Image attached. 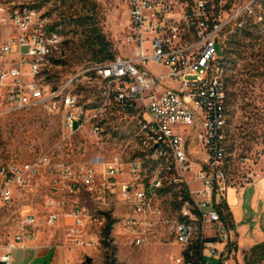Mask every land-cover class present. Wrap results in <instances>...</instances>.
I'll return each mask as SVG.
<instances>
[{"label":"built area","instance_id":"built-area-1","mask_svg":"<svg viewBox=\"0 0 264 264\" xmlns=\"http://www.w3.org/2000/svg\"><path fill=\"white\" fill-rule=\"evenodd\" d=\"M123 1L129 17L123 54L88 65L60 86L52 84L64 54L60 28L37 8L0 4V30L14 28L0 44V118L48 108L61 113L65 138L87 132L98 143L112 121L137 125L136 147L127 152L126 146L108 159L69 162L59 147L31 161L0 162V209L11 207L18 192L34 189L41 179L47 183V211L25 214L14 234L0 239L3 264H14L17 249L95 250L110 219V238L126 236L125 244L134 247L144 245L153 230L167 233L180 247L170 255L172 264L187 262L189 220L200 219L196 261L187 264L229 263L234 227L224 217L228 191L263 176L252 165L244 183L234 185L228 152L226 54L232 36L252 15V4ZM95 88L98 101L79 90ZM143 154H152V161H143ZM160 163H168L170 183L160 179ZM165 184L174 185V192H165ZM185 196L194 197V204L185 203ZM177 205L186 206L182 222H174ZM61 226L64 242L44 243Z\"/></svg>","mask_w":264,"mask_h":264},{"label":"rangeland","instance_id":"rangeland-1","mask_svg":"<svg viewBox=\"0 0 264 264\" xmlns=\"http://www.w3.org/2000/svg\"><path fill=\"white\" fill-rule=\"evenodd\" d=\"M247 3L252 4L253 13L244 18L245 27L258 23L257 28H249L258 34L259 38L255 40L244 37L240 31L234 34L229 43L226 60L230 122L233 132L239 137L237 154L230 162V175L234 185L244 183L245 174L252 165L264 173V0H238V7L241 8ZM0 4L34 7L46 12L54 23L60 24L65 44L61 65L53 74L52 84L55 86L64 84L88 65L100 63L83 45L84 37L81 32H70L71 28L66 26L69 22L74 23L80 16L90 15L96 18L102 34L111 44L115 57L124 52L121 38L123 29L129 25V17L123 0H0ZM13 32L12 26L2 28L0 44L7 42ZM75 89L76 85L71 87V90ZM79 90L81 95L94 97L96 101L101 96L99 88L92 89V92ZM115 121L106 126L107 136L104 141L98 143L87 132L65 138L61 113L48 108L42 107L1 117L0 162L31 161L40 153L55 151L59 147H62V158L80 163L94 162L100 156L108 159L124 151L126 146L127 152H131L137 145V125L128 122L118 124ZM242 152L249 158L248 163L240 159ZM46 195L47 183L41 179L34 189L18 192L11 207L0 209V239L6 240L13 235L25 214L47 211L44 208ZM253 195V189L244 194L247 209ZM257 222L260 223V218ZM51 234L45 235V240L52 238L51 245H58L61 241L59 234L57 231ZM126 242V236H121L110 238L111 248L103 241L95 250L74 247L68 252L69 264H86L85 254L92 258L90 264H110L113 259L110 257L112 248L116 249L114 264H172L170 255L180 250L179 246L171 243L168 234L161 230H153L148 241L140 247L125 244ZM42 250L39 253L33 248L17 249L14 252V264H31L37 257L46 256L49 246Z\"/></svg>","mask_w":264,"mask_h":264},{"label":"crops","instance_id":"crops-1","mask_svg":"<svg viewBox=\"0 0 264 264\" xmlns=\"http://www.w3.org/2000/svg\"><path fill=\"white\" fill-rule=\"evenodd\" d=\"M262 174V178L256 183L246 184L241 187L234 186L228 191L226 205L233 215L235 225L232 234V249L227 250L230 258L228 264H246L245 254L252 247L264 241V173ZM252 189L254 190V195L250 202V207L247 209L244 194ZM258 218H260V223L257 222ZM60 229H62L61 232ZM60 229L58 234L61 241L64 242L63 227L61 226ZM45 242L48 244L49 240H45ZM53 248V259L50 264L70 263L68 252L74 247H68L67 245V247L58 246ZM219 248L225 249L223 245H219ZM35 250H38L39 253L43 251L42 249Z\"/></svg>","mask_w":264,"mask_h":264},{"label":"trees","instance_id":"trees-1","mask_svg":"<svg viewBox=\"0 0 264 264\" xmlns=\"http://www.w3.org/2000/svg\"><path fill=\"white\" fill-rule=\"evenodd\" d=\"M54 26L56 28H60L59 23H54ZM66 26L71 28L70 32H76V33L81 32V35L84 37L83 38L84 40L82 41L83 45L86 46L93 53V58L98 60L100 63H105L115 58V54L111 51V44L110 42L106 40L105 35L102 34L98 21L96 20L94 16H90V15L80 16L75 20L74 23L69 22L66 24ZM73 26L75 28H72ZM249 27L257 28L258 23L252 24ZM249 27L246 26L242 29V35L244 37H250V38L257 40L259 38V35L256 34L254 31H251ZM228 52L229 50L227 51V54H226V60L228 58ZM229 98H230V94H229ZM229 104L230 103L228 101V105ZM238 138H239L238 135L236 134V132H233L232 127H231L230 135H229V151L232 154V157H231L232 161L234 160V157L237 154V151L239 148ZM245 157H247V155L242 152L240 154V159L242 160V158H245ZM224 217L230 222L232 227L235 228L233 215L231 214L230 209L227 205L225 206ZM112 223H113V220L110 219L107 227L105 228L104 240H103V242L109 248L112 247L110 243ZM194 247L197 250L198 246L194 245ZM115 252H116V249L112 248L110 257L113 259L110 262V264L115 263V260H114ZM245 262L246 264H264V241L252 247L245 254Z\"/></svg>","mask_w":264,"mask_h":264},{"label":"bare ground","instance_id":"bare-ground-1","mask_svg":"<svg viewBox=\"0 0 264 264\" xmlns=\"http://www.w3.org/2000/svg\"><path fill=\"white\" fill-rule=\"evenodd\" d=\"M233 144V143H232ZM228 152L229 142H228ZM143 161H152V154H143ZM159 176L163 180V183H170V168L168 163L159 164ZM165 192H174V185L165 184ZM185 203L194 204V197L185 196ZM186 206L177 205V213L174 215V222H182V217H185ZM190 227V242H188V248H186L187 262H180V264L195 263L197 250L194 245L199 248L201 237V220L192 219L189 220Z\"/></svg>","mask_w":264,"mask_h":264},{"label":"water","instance_id":"water-1","mask_svg":"<svg viewBox=\"0 0 264 264\" xmlns=\"http://www.w3.org/2000/svg\"><path fill=\"white\" fill-rule=\"evenodd\" d=\"M53 252H54V248L52 247L50 248L46 256L36 258L35 261H33L31 264H50L53 259ZM90 263H92V258L86 255V264H90ZM0 264L3 263L0 261Z\"/></svg>","mask_w":264,"mask_h":264}]
</instances>
